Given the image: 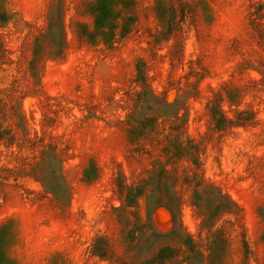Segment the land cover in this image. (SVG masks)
<instances>
[{
	"label": "rangeland",
	"instance_id": "rangeland-1",
	"mask_svg": "<svg viewBox=\"0 0 264 264\" xmlns=\"http://www.w3.org/2000/svg\"><path fill=\"white\" fill-rule=\"evenodd\" d=\"M0 264H264V0H0Z\"/></svg>",
	"mask_w": 264,
	"mask_h": 264
}]
</instances>
